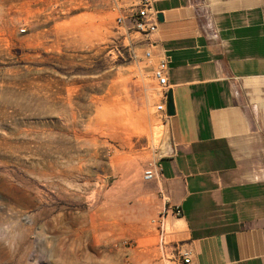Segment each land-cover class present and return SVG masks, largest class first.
Wrapping results in <instances>:
<instances>
[{"label": "rangeland", "instance_id": "374dc122", "mask_svg": "<svg viewBox=\"0 0 264 264\" xmlns=\"http://www.w3.org/2000/svg\"><path fill=\"white\" fill-rule=\"evenodd\" d=\"M93 2L0 0V264L155 256L161 205L143 171L170 141L156 59Z\"/></svg>", "mask_w": 264, "mask_h": 264}, {"label": "crops", "instance_id": "0c3cea01", "mask_svg": "<svg viewBox=\"0 0 264 264\" xmlns=\"http://www.w3.org/2000/svg\"><path fill=\"white\" fill-rule=\"evenodd\" d=\"M93 1L127 17L140 2ZM152 10L162 20L150 46L167 58L174 105L155 179L168 247L189 250V264H264V0H153Z\"/></svg>", "mask_w": 264, "mask_h": 264}, {"label": "built area", "instance_id": "2783aa9c", "mask_svg": "<svg viewBox=\"0 0 264 264\" xmlns=\"http://www.w3.org/2000/svg\"><path fill=\"white\" fill-rule=\"evenodd\" d=\"M114 5L118 4V0H112ZM153 0H140L134 8L130 11V16H126L123 12H117L115 18L119 25H125V20L129 18L131 27L135 32L149 36L157 30L158 17L157 13L152 10ZM20 32H25L24 27H20ZM145 57L151 58L152 51L146 50ZM168 72L169 65L167 58L160 57L156 60L152 71L151 77L155 82V86L159 92L158 102L155 105V111L159 113L160 118L166 119L168 115L166 114V93L168 91ZM161 174V167L158 162H152L143 171L144 180H155ZM171 213L179 216L181 214V209L178 206L172 208ZM155 231H156V253L163 258V264H189L190 262V251L182 249H174L168 247V237L170 234V226L166 219V212L159 211L157 216L152 219Z\"/></svg>", "mask_w": 264, "mask_h": 264}, {"label": "water", "instance_id": "95a60500", "mask_svg": "<svg viewBox=\"0 0 264 264\" xmlns=\"http://www.w3.org/2000/svg\"><path fill=\"white\" fill-rule=\"evenodd\" d=\"M158 18L159 20H162V15L158 14ZM166 114L168 116H171L174 114V105H173L171 90H168L166 93Z\"/></svg>", "mask_w": 264, "mask_h": 264}, {"label": "bare ground", "instance_id": "6f19581e", "mask_svg": "<svg viewBox=\"0 0 264 264\" xmlns=\"http://www.w3.org/2000/svg\"><path fill=\"white\" fill-rule=\"evenodd\" d=\"M45 109V108H44Z\"/></svg>", "mask_w": 264, "mask_h": 264}]
</instances>
